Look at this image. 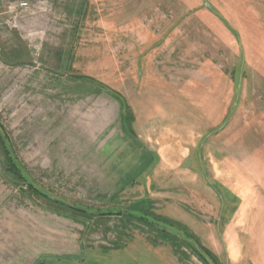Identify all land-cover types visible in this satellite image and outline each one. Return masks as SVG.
<instances>
[{"label":"rangeland","instance_id":"374dc122","mask_svg":"<svg viewBox=\"0 0 264 264\" xmlns=\"http://www.w3.org/2000/svg\"><path fill=\"white\" fill-rule=\"evenodd\" d=\"M110 1L0 0V264H264V0H175L219 77L140 60Z\"/></svg>","mask_w":264,"mask_h":264},{"label":"crops","instance_id":"0c3cea01","mask_svg":"<svg viewBox=\"0 0 264 264\" xmlns=\"http://www.w3.org/2000/svg\"><path fill=\"white\" fill-rule=\"evenodd\" d=\"M102 1L104 7L107 6L105 4L106 0H102ZM111 1H112L111 5L114 4L116 5V7L115 5L113 6L112 10H116L118 8V12H117L118 23L121 24V26L120 24L118 26L121 27L120 33L122 34V36H125L124 39H126L127 36L129 38L127 41L128 43L129 42L131 43V41H133V44L142 45L140 46V50L138 48H135L136 56L140 55V60L142 59V61L144 60L146 61L148 58L150 59V56L158 55L160 57V58L158 57L159 59L157 58V60H159L158 68H164L166 72L167 73L169 72L170 74L172 73V70L176 69V67H181V66L185 68L189 67L192 64L191 62H193V60L194 61L196 60L201 65L198 66L193 62L194 64L193 67H195V71L201 69L207 72V70L216 69V67H218L219 73H217L216 76L219 77L221 75L220 67L215 65L217 64V62L219 65H222L221 64L222 59H220L221 56L219 55L220 52H222V46L220 45L223 44V41L220 31L221 26L219 23H213V21L211 23H207L204 21H193L191 19L175 20L174 18L175 0H111ZM183 10L189 11L188 8ZM107 11L110 12V10ZM109 26L110 24L108 25V27ZM175 26L180 29L179 34H174ZM131 38H133V40ZM146 45L148 46V48H146ZM228 51L230 52L231 50L228 49ZM146 55L149 56L146 58ZM230 60L232 61L231 58ZM163 65H165L166 67H164ZM211 65H213V68H210ZM149 67L151 69V65ZM153 73H155V71H152V73L150 72L151 75ZM150 74L148 73L147 75L151 76ZM167 81L171 82L169 80ZM172 82L176 83L179 86L183 82L186 83V80L185 78L182 77V79H179L177 82H174L173 80ZM139 123L141 122H138L137 119L134 121V125H135L134 130L137 134H138V129H136V126L139 125V129H141L143 125V123L141 124ZM147 127L148 126L145 127L146 135H149V137L151 138L153 133L158 135L163 133V131H165L164 127H160L158 129H153L151 128V126L148 128ZM156 138L157 137H155V140ZM147 142L150 145L151 142L149 139L147 140ZM149 148L150 150L154 151L156 155L160 154V156H163L161 150L159 149L157 150V148L156 150H153L151 146ZM198 202H200L199 199L197 200V203ZM260 209H261L260 212L258 211L255 212L256 215L258 216H255L254 213L250 215L251 219L259 221L260 218L259 214H261L262 219H264V201L262 202V206ZM198 225L200 224H198L197 222H193L192 225V227H194V229L192 228V230L196 235H199L198 233L195 232V230L198 228ZM249 227L250 229L253 228L254 224H250ZM231 229L232 228L228 226L226 230L227 233L230 235L232 233ZM200 230L201 227L198 229V231ZM127 232L128 233L123 234L124 237L126 236L129 237V235H131L130 231ZM129 240H134V239L132 238ZM148 240L144 241L146 242L145 244L148 243ZM134 242L132 241L131 243L126 244V246L124 245L121 248V251L129 250L127 249V247L132 246ZM153 242L156 245L155 248L156 252L162 251L161 253H165L164 250L166 246L163 245L164 243L163 241H162L163 243H161L153 239ZM159 245H161V248L158 247ZM137 247L139 248L136 249L135 247L134 250H130V251L136 250L137 253L139 254L143 253L142 252L144 250L143 247L140 245ZM134 258L135 256L133 255V259Z\"/></svg>","mask_w":264,"mask_h":264},{"label":"trees","instance_id":"16d2710c","mask_svg":"<svg viewBox=\"0 0 264 264\" xmlns=\"http://www.w3.org/2000/svg\"><path fill=\"white\" fill-rule=\"evenodd\" d=\"M117 97H119V99L121 100V101H123V98L120 96V95H118L117 93L115 94ZM124 103V102H123ZM125 105V104H124ZM126 106V105H125ZM12 171H13V173H15L17 176L19 175L20 176V174H19V172L16 170V168L15 167H13L12 166ZM198 252H199V250H197Z\"/></svg>","mask_w":264,"mask_h":264},{"label":"water","instance_id":"95a60500","mask_svg":"<svg viewBox=\"0 0 264 264\" xmlns=\"http://www.w3.org/2000/svg\"><path fill=\"white\" fill-rule=\"evenodd\" d=\"M60 202H61V201H60ZM62 203L67 204V203H65V202H62Z\"/></svg>","mask_w":264,"mask_h":264}]
</instances>
